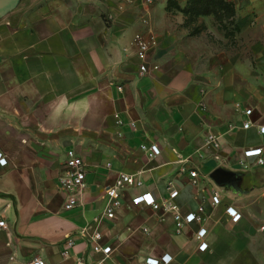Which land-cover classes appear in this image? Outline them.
Listing matches in <instances>:
<instances>
[{"label":"crops","instance_id":"crops-1","mask_svg":"<svg viewBox=\"0 0 264 264\" xmlns=\"http://www.w3.org/2000/svg\"><path fill=\"white\" fill-rule=\"evenodd\" d=\"M225 1L235 15L223 43L203 40L221 24L193 12V0H32L29 18L0 16V151L9 161L0 168V264H144L165 254L169 264H264V163L245 155L261 147L264 159V0ZM136 35L154 36L159 53L148 54L145 73ZM211 132L219 148L204 144ZM153 144L161 153L150 156ZM70 149L85 162L86 186L66 209ZM120 172L142 184L123 189L96 252L81 230L95 226ZM146 192L158 209L144 204Z\"/></svg>","mask_w":264,"mask_h":264},{"label":"built area","instance_id":"built-area-1","mask_svg":"<svg viewBox=\"0 0 264 264\" xmlns=\"http://www.w3.org/2000/svg\"><path fill=\"white\" fill-rule=\"evenodd\" d=\"M155 44V41L153 42ZM153 46L149 42H145L140 40L139 46H138V57L140 59V71L142 73L149 71L150 61L148 53L150 49ZM154 70H157L159 68L158 65L154 64L152 67ZM132 125H135V123H132ZM253 125L252 121H246L243 124V128H249ZM259 131L264 134V125L259 126ZM204 144L206 146H212L214 148H219L220 146V135L211 132L208 134V136L205 138ZM143 149H146L145 145H142ZM149 155H155L160 154L161 149L153 144L149 148ZM263 148H254L249 149L245 151L246 156H258V163L263 164L264 159L260 156L262 154ZM9 163L7 156L0 151V168L7 166ZM65 164L67 166V170L60 177V183L61 186L68 191V197L67 202L65 204L66 209H72L78 204H81V199L79 194L83 191V189L86 186L85 178H86V165L83 160V158L75 151V149H70L66 152V161ZM111 164L108 163L107 166H110ZM183 171L187 172L189 175H191L194 178V182H197L198 173L195 170H187L186 168L182 169ZM142 184L141 180L136 177L135 174H129L126 172H120L115 183L113 185H110L107 188V194H108V200L107 204L105 206V209L103 213L96 218L95 226L91 225L88 227H84L81 230V235L84 236L89 243L91 244V247L96 252H103V248L101 245V240L103 238L101 229L99 228V225L104 222V219H113L116 217L115 209L121 205V192L123 189L131 186H140ZM142 199L145 205L152 206L154 209H158L159 203L157 198L154 194L151 192H146L142 195ZM212 200L215 204L220 203V196L218 193H215L212 197ZM169 211L173 212L174 218L176 221L177 231L180 232L181 228L183 227V217L181 213L178 211L177 206L172 204L167 207ZM204 209L203 207L199 208L198 212L192 213V217L201 220L202 214ZM227 213L232 218L239 217V212L234 209L233 207L229 206L226 209ZM7 228V223L3 219V216L0 213V231ZM206 230L200 229V231L197 234V240L200 241V250H204L207 246V243L204 242ZM74 241L70 240L68 242V246L74 247ZM69 251H65V255H68ZM172 257L168 254L162 255L161 257H147L144 260V264H169ZM28 264H45V260L42 258H34L31 260ZM75 264H92L89 263L83 256H78L75 260Z\"/></svg>","mask_w":264,"mask_h":264},{"label":"rangeland","instance_id":"rangeland-1","mask_svg":"<svg viewBox=\"0 0 264 264\" xmlns=\"http://www.w3.org/2000/svg\"><path fill=\"white\" fill-rule=\"evenodd\" d=\"M23 1H27V3L23 5ZM22 5H23V8H21ZM32 9H33L32 0H17L15 2V4L10 9L7 10V12L9 11L10 13H15V12L19 13V18L24 19V18H29L30 17ZM229 19H230V17L229 18L226 17V20L224 19L222 21V24L220 23L221 24V26H220L221 31H219V32L217 31L218 32L217 35L213 34V32L211 31V28H210V31H209L210 34L208 32H206L205 36L203 37V40L205 42L216 40V41H219V42L223 43V38L222 37L225 34V32H226V34L229 35L230 32H231V29H233L232 26L229 25V22H230ZM91 23L93 24V26H95L94 25L95 21H93ZM223 27H225L227 30L225 31ZM93 38L94 37L89 36L90 40L93 39ZM140 40L145 41V42H149L151 44V46L155 47L154 44H153V42L155 41V37L154 36H149L148 35L147 37H145V36H142V35L141 36H137L136 35L135 38H134V45L136 47V55H137V57H138V46H139V41ZM152 48L150 49L148 54L150 55V53H151V56L154 55V61H157L158 58H159V53L157 51H155V48H153V49ZM201 54L203 55L205 53H201ZM138 59H139V57H138Z\"/></svg>","mask_w":264,"mask_h":264},{"label":"trees","instance_id":"trees-1","mask_svg":"<svg viewBox=\"0 0 264 264\" xmlns=\"http://www.w3.org/2000/svg\"><path fill=\"white\" fill-rule=\"evenodd\" d=\"M192 11L197 14H213L221 24L226 17L235 15L234 6L225 0H193Z\"/></svg>","mask_w":264,"mask_h":264},{"label":"water","instance_id":"water-1","mask_svg":"<svg viewBox=\"0 0 264 264\" xmlns=\"http://www.w3.org/2000/svg\"><path fill=\"white\" fill-rule=\"evenodd\" d=\"M17 0H0V16L7 12Z\"/></svg>","mask_w":264,"mask_h":264}]
</instances>
